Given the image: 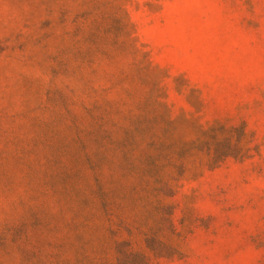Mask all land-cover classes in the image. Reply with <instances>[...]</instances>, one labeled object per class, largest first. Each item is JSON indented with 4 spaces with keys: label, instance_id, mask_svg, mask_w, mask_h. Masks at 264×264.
<instances>
[{
    "label": "rangeland",
    "instance_id": "rangeland-1",
    "mask_svg": "<svg viewBox=\"0 0 264 264\" xmlns=\"http://www.w3.org/2000/svg\"><path fill=\"white\" fill-rule=\"evenodd\" d=\"M0 264H264V0H0Z\"/></svg>",
    "mask_w": 264,
    "mask_h": 264
}]
</instances>
